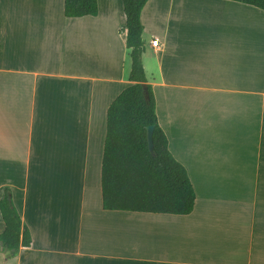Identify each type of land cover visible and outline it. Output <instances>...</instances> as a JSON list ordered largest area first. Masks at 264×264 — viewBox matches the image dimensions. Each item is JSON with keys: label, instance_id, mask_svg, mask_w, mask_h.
I'll use <instances>...</instances> for the list:
<instances>
[{"label": "crops", "instance_id": "crops-1", "mask_svg": "<svg viewBox=\"0 0 264 264\" xmlns=\"http://www.w3.org/2000/svg\"><path fill=\"white\" fill-rule=\"evenodd\" d=\"M97 6L67 17L64 0H0V198L11 190L31 234L6 260L0 244V264H264V10H141L157 120L196 194L170 214L102 207L106 112L131 62L122 0Z\"/></svg>", "mask_w": 264, "mask_h": 264}, {"label": "trees", "instance_id": "trees-1", "mask_svg": "<svg viewBox=\"0 0 264 264\" xmlns=\"http://www.w3.org/2000/svg\"><path fill=\"white\" fill-rule=\"evenodd\" d=\"M148 0H122L125 23L121 31L129 49V84L109 104L101 159V197L106 210L189 214L195 190L186 168L171 154L159 126L155 96L143 68L145 44L140 13ZM264 10V0H233ZM97 0H64L67 17L96 15ZM153 125L149 150L146 127ZM4 228L0 232L3 260L29 246L31 234L5 188L0 198Z\"/></svg>", "mask_w": 264, "mask_h": 264}, {"label": "water", "instance_id": "water-1", "mask_svg": "<svg viewBox=\"0 0 264 264\" xmlns=\"http://www.w3.org/2000/svg\"><path fill=\"white\" fill-rule=\"evenodd\" d=\"M152 133H153V125H148L146 127V134H147V143L149 150H152L153 148Z\"/></svg>", "mask_w": 264, "mask_h": 264}, {"label": "built area", "instance_id": "built-area-1", "mask_svg": "<svg viewBox=\"0 0 264 264\" xmlns=\"http://www.w3.org/2000/svg\"><path fill=\"white\" fill-rule=\"evenodd\" d=\"M151 45L156 47L158 45V39L157 38L153 39L151 41Z\"/></svg>", "mask_w": 264, "mask_h": 264}]
</instances>
